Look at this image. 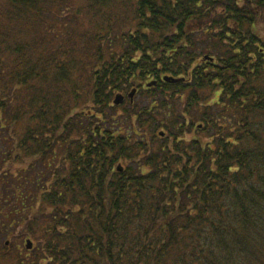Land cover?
Segmentation results:
<instances>
[{"label":"trees","instance_id":"16d2710c","mask_svg":"<svg viewBox=\"0 0 264 264\" xmlns=\"http://www.w3.org/2000/svg\"><path fill=\"white\" fill-rule=\"evenodd\" d=\"M82 1L0 0V110L39 96L14 148L62 147L0 199L17 264H264V0Z\"/></svg>","mask_w":264,"mask_h":264},{"label":"rangeland","instance_id":"374dc122","mask_svg":"<svg viewBox=\"0 0 264 264\" xmlns=\"http://www.w3.org/2000/svg\"><path fill=\"white\" fill-rule=\"evenodd\" d=\"M69 2V5L71 4L74 6L76 11L81 8L82 9V15L81 18L84 21H87V16H86V2H83L82 0H67ZM264 20V19H263ZM7 22H5L6 24ZM264 26V23L262 24ZM94 28V27H93ZM85 30L84 28H82ZM262 31L264 34V27H262ZM38 32V31H37ZM40 32V31H39ZM38 34V33H37ZM42 44V43H40ZM39 44V45H40ZM43 48L46 49V47L43 45ZM54 51V50H51ZM82 52V49L79 50ZM83 60L86 61V56L79 57ZM42 84L41 82H39ZM68 85H72L75 83L72 82H67ZM86 90V89H85ZM82 90V91H85ZM205 96H209L210 92H205L203 93ZM27 95H33L35 97H39L36 95V93H23L21 94L18 98H12L13 99V105L12 107L7 109V111H1L0 110V199L2 200H10L12 199V193L15 191L17 192H32L34 189L30 186L27 185V181L30 178V176L33 178H39L45 174L47 177L53 176L54 172H57L58 167H60L61 164V158H62V147H58L56 149V159L55 156L50 154L48 156V160L46 162H41L37 161L34 158H26L25 157V151L23 155L19 153L18 150L14 148V141H23L25 139V135L27 133V128L28 124L25 121H18L16 123V126L14 127L13 125L8 124V122L11 121V118L16 115V109L19 110V107L22 106L23 102L26 101ZM86 97L85 95L80 98V104L78 108H76V113H82L88 111L90 106H87L86 103ZM136 105L137 107H143L146 106V103L148 102L144 96H137L136 97ZM128 109L129 106H124L121 108L120 111L117 113L120 114L121 116L124 115V110ZM115 113V114H117ZM120 116V117H121ZM5 120L7 121L5 123ZM72 122V120H71ZM16 143V142H15ZM16 152L17 154H20L18 156L19 160L16 161ZM22 153V152H21ZM26 170V172H25ZM32 170V172H31ZM6 176L4 177V175ZM51 178L49 181H51ZM42 183H45V177H42ZM2 220L0 221V225L5 224L4 227H6L7 223L6 220L1 218ZM40 222L42 221L39 219ZM23 229V226L20 227L18 230H12V233L9 237H7L5 234L0 236V264H17L21 259L18 256L19 252L17 248L20 249V251H24L27 249V241L24 244V238L26 236L21 233ZM20 231V233H19ZM20 236L22 238H20ZM7 243V247L6 244ZM32 244V249L27 251L28 253L33 250L35 247V242L31 241ZM10 248V253L6 256V253H3L2 250L4 248ZM26 247V249H25ZM42 259L43 261H46L45 258L48 257L46 255H49L48 252H42ZM40 254V255H41ZM32 257V256H31ZM31 257L28 259V261H31Z\"/></svg>","mask_w":264,"mask_h":264},{"label":"water","instance_id":"95a60500","mask_svg":"<svg viewBox=\"0 0 264 264\" xmlns=\"http://www.w3.org/2000/svg\"><path fill=\"white\" fill-rule=\"evenodd\" d=\"M164 81L167 82V83H177L178 82V80H174L173 78H170V77H165L164 78ZM156 85H157V83L154 82V83L148 84L147 86L148 87H152V86H156ZM135 94H136V90H133L132 93L129 95V97H130L131 100L133 99V97L135 96ZM124 99H125L124 96L117 95L116 98H115L114 104L116 106H119V105L123 104ZM161 136H164V134L162 133ZM27 249L28 250H31L32 249V244H31L30 241L27 242Z\"/></svg>","mask_w":264,"mask_h":264}]
</instances>
